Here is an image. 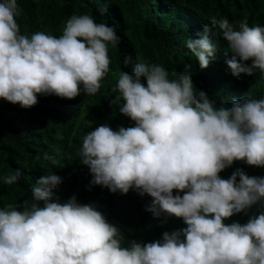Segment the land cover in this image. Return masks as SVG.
<instances>
[{"label":"clouds","instance_id":"1","mask_svg":"<svg viewBox=\"0 0 264 264\" xmlns=\"http://www.w3.org/2000/svg\"><path fill=\"white\" fill-rule=\"evenodd\" d=\"M21 14L17 0H0V100L28 109L38 96L95 95L109 72L108 46L119 44L115 27L73 15L59 37L28 35L17 23ZM210 24L186 41L201 69L218 51V27L224 54L231 53L225 61L231 75L264 74V26L245 19L237 29L215 17ZM123 64L134 65L132 74L121 71L113 89L118 96L109 103H120V114L134 126L114 131L100 125L84 134L78 155L92 176L89 186L146 194L152 202L145 210L154 218L174 217L186 227L126 245L95 206L75 196L60 202L54 190L62 179L50 172L36 179L22 210L0 209V264H264V212L244 224L224 223L264 201V177L240 169L228 179L219 175L234 162L264 168V98L246 94L217 107L194 88L190 64L174 79L140 57L133 62L126 55ZM43 159L57 163L47 154ZM21 176L15 169L3 183L16 184Z\"/></svg>","mask_w":264,"mask_h":264},{"label":"trees","instance_id":"2","mask_svg":"<svg viewBox=\"0 0 264 264\" xmlns=\"http://www.w3.org/2000/svg\"><path fill=\"white\" fill-rule=\"evenodd\" d=\"M17 3L22 9L17 17L22 34L43 31L59 37L71 16L87 14L97 23L114 26L119 44L108 46L109 72L95 95L81 90L72 100L38 96V103L28 109L0 100V209L8 205L18 208L24 200H31L36 179L52 172L62 179L54 190L60 202L75 196L77 203L95 206L119 229L126 245L130 241L145 244L160 240L164 232L186 227L174 217L162 214L154 218L145 210L152 202L146 194L140 196L130 189L122 195L101 186L90 187L92 176L78 155L82 138L100 125H108L114 131L134 126L133 121L120 114V103H109L118 96L113 89L121 71L132 74L134 65L123 64L126 55L133 62L140 57L149 64L164 67L170 79L176 78L173 73L190 64L194 88L205 92L217 107L221 103L230 107L233 98L240 99L246 94L264 98V74L259 70H254L251 76L231 75L225 63L231 53L224 54L228 48L218 27L213 29L214 39L219 41L218 51L206 69L200 68L186 47V41L198 39L197 34L202 33L205 25L211 27L212 17L227 18L237 29L245 19L249 26H264V0H17ZM244 64L250 66L251 61ZM141 82L146 84L143 78ZM45 154L53 157L56 165L44 160ZM15 169L22 171L21 178L16 184L5 185L3 177ZM237 169L248 176L264 177V168L250 167L242 161L234 162L219 175L228 179ZM260 212H264V201L224 223L244 224Z\"/></svg>","mask_w":264,"mask_h":264}]
</instances>
